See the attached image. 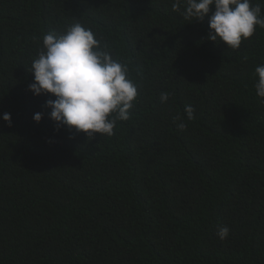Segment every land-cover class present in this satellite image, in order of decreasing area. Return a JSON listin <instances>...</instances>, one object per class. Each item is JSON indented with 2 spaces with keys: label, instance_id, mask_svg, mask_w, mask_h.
I'll return each mask as SVG.
<instances>
[{
  "label": "trees",
  "instance_id": "trees-1",
  "mask_svg": "<svg viewBox=\"0 0 264 264\" xmlns=\"http://www.w3.org/2000/svg\"><path fill=\"white\" fill-rule=\"evenodd\" d=\"M172 3L0 0V264H264V28L233 51L207 39L213 10ZM75 22L138 88L110 137L58 127L55 97L28 91L42 36Z\"/></svg>",
  "mask_w": 264,
  "mask_h": 264
},
{
  "label": "clouds",
  "instance_id": "clouds-1",
  "mask_svg": "<svg viewBox=\"0 0 264 264\" xmlns=\"http://www.w3.org/2000/svg\"><path fill=\"white\" fill-rule=\"evenodd\" d=\"M172 10L192 21L203 20L213 10L208 18L207 39L233 51L252 37L257 27L264 28L262 9L251 0H173ZM28 71L33 76L28 91L34 97H55L44 105L50 109L49 119L58 127L85 134L90 140L94 134L112 136L117 121L129 119V110L138 95L127 64L114 59L108 45H102L92 29L80 22L59 34H44L40 51ZM255 74L256 95L264 98V65H258ZM168 95L161 93L162 103ZM194 111L191 105L185 107L188 120L194 119ZM0 119L10 122L11 116L4 113ZM32 119L39 123L42 113H35ZM177 128L184 131L187 124L181 121ZM228 234L226 226L217 230L220 240Z\"/></svg>",
  "mask_w": 264,
  "mask_h": 264
}]
</instances>
